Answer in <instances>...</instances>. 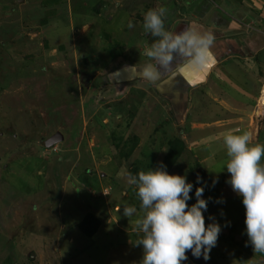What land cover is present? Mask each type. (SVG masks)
Here are the masks:
<instances>
[{
  "label": "rangeland",
  "instance_id": "1",
  "mask_svg": "<svg viewBox=\"0 0 264 264\" xmlns=\"http://www.w3.org/2000/svg\"><path fill=\"white\" fill-rule=\"evenodd\" d=\"M160 6L169 10L165 22L176 13L177 23H165L174 34L198 18L184 0H0V264H140L143 246L134 243L142 212L128 174L161 161L193 184L189 206L204 186L205 225L211 216L222 229L209 260L187 251L181 264H264V254L245 246V207L222 168L227 132H248L264 145V104L259 115L248 107L253 94L259 104L264 86L252 63L233 56L222 83L212 82L241 108L218 104L217 89L178 110L140 75L121 87L106 83L125 64L137 70L148 62L145 45L157 38L144 31L143 16ZM56 132L63 139L47 147ZM176 137L185 144L179 155ZM122 206L137 212L127 218ZM88 212L102 222L93 237L78 227Z\"/></svg>",
  "mask_w": 264,
  "mask_h": 264
},
{
  "label": "clouds",
  "instance_id": "2",
  "mask_svg": "<svg viewBox=\"0 0 264 264\" xmlns=\"http://www.w3.org/2000/svg\"><path fill=\"white\" fill-rule=\"evenodd\" d=\"M168 11L160 6L143 16L144 31L157 39L150 46L145 45L143 55L148 62L137 69L141 78L152 83L175 79L186 67L202 68L213 55L212 32L191 24L175 34L167 31ZM128 27L133 24L129 22ZM223 141L227 161L222 168L226 166L230 174L226 183L242 197L245 207V246L250 243L254 253L264 254V145L253 143L248 132H227ZM196 179L198 183L202 181L199 175ZM216 182L214 179L213 186ZM128 183L135 186L142 212L136 221L139 238L134 243L143 246L140 264H181L187 260V251L196 258L210 259L222 229L211 216L212 222L205 225L203 212L207 211L208 202L203 198L204 186L195 188L196 202L189 206L193 184L184 175L170 174L162 161L155 169L141 170L138 175L129 173ZM216 202L224 201L220 198ZM122 207L127 218L137 212L135 207Z\"/></svg>",
  "mask_w": 264,
  "mask_h": 264
},
{
  "label": "crops",
  "instance_id": "3",
  "mask_svg": "<svg viewBox=\"0 0 264 264\" xmlns=\"http://www.w3.org/2000/svg\"><path fill=\"white\" fill-rule=\"evenodd\" d=\"M184 1L185 5H188L186 12H193L194 17L200 18L199 22L196 20L198 18L183 20L185 26L191 24L201 31L212 32L215 42L212 46V59L208 65L199 69L186 67L182 74L175 79L153 83V87L156 85L155 88L159 94L168 99L171 107L178 110L192 108L194 105L197 106L199 97H205L208 100L207 92L218 90L216 86L212 85V82L222 83L221 80L226 78L225 74L228 72L226 70L228 60L233 56L251 62L252 68L249 71L253 72L252 76L258 75L257 81L261 83L264 80L262 75L264 74V57L262 58V55L264 56V38H262L264 37V0H220L230 4V10L234 11L233 15L224 11L221 13L215 0H204L196 8L193 5V0ZM213 8H216V12L213 11ZM259 43H261L260 47ZM128 65L127 63L124 67ZM115 71L111 76L113 82H116L111 85L115 87L127 85L137 79L140 80L139 76L129 79L128 73H115ZM249 80L252 82L253 79ZM235 88L240 89V87ZM219 90L221 97H215L217 100L214 99L216 102L218 101V104L226 108H241L239 101L238 105L234 104L235 102L227 100L222 95L223 89ZM259 96L253 94L255 102L253 105L249 104V108H256Z\"/></svg>",
  "mask_w": 264,
  "mask_h": 264
},
{
  "label": "trees",
  "instance_id": "4",
  "mask_svg": "<svg viewBox=\"0 0 264 264\" xmlns=\"http://www.w3.org/2000/svg\"><path fill=\"white\" fill-rule=\"evenodd\" d=\"M96 11L99 13V8L96 7L95 8ZM173 149L175 151V154L179 155L181 153V151L184 149L185 144L181 141V138L176 137V139L173 140ZM173 152H170L168 155H172ZM174 154V155H175ZM169 161H171L172 163L174 162V159H170ZM102 222L101 220L93 213L88 212L83 218L82 220L78 223V227L80 229V231H82L86 236L88 237H93L98 230L100 229Z\"/></svg>",
  "mask_w": 264,
  "mask_h": 264
},
{
  "label": "water",
  "instance_id": "5",
  "mask_svg": "<svg viewBox=\"0 0 264 264\" xmlns=\"http://www.w3.org/2000/svg\"><path fill=\"white\" fill-rule=\"evenodd\" d=\"M123 67L120 68L119 70L115 71V73L125 72V73H128L131 77L134 76V78H135V76L136 77L139 76V73H138L139 71H138V69L136 70V67H134L132 65L125 66L124 68ZM62 139H63V134L61 132H56L55 134L50 136L45 141V144H46L47 147H52L55 144H57L59 141H61Z\"/></svg>",
  "mask_w": 264,
  "mask_h": 264
},
{
  "label": "flooded vegetation",
  "instance_id": "6",
  "mask_svg": "<svg viewBox=\"0 0 264 264\" xmlns=\"http://www.w3.org/2000/svg\"><path fill=\"white\" fill-rule=\"evenodd\" d=\"M171 1H172V0H171ZM172 2H173V1H172ZM168 16L171 17V18H173V19L171 20L172 23L169 22V20H168V21L166 20L165 23H166V25H167L168 28H171L173 22H176V21H174V20H175L174 17L176 16V13L174 14V12L171 11V12H170V15H168ZM168 16H167V17H168ZM165 19H166V18H165ZM176 23H177V22H176ZM176 23H174V24H176ZM103 77H104V76H103ZM84 79H87L88 81L93 82V79H94V78H93L92 76H89V77H88V76H87V77H86V76H83V80H84ZM105 80H106V83H109V84H116V82H113V79H111L108 75L105 76Z\"/></svg>",
  "mask_w": 264,
  "mask_h": 264
},
{
  "label": "bare ground",
  "instance_id": "7",
  "mask_svg": "<svg viewBox=\"0 0 264 264\" xmlns=\"http://www.w3.org/2000/svg\"><path fill=\"white\" fill-rule=\"evenodd\" d=\"M262 101V102H261ZM260 104H264V86L263 88L261 89V98H260V101H259V104L257 105L256 109H255V113L257 115L260 114V107L261 105Z\"/></svg>",
  "mask_w": 264,
  "mask_h": 264
}]
</instances>
